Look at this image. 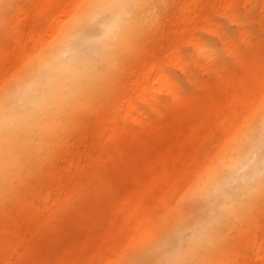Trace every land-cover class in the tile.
Wrapping results in <instances>:
<instances>
[{"label": "bare ground", "instance_id": "6f19581e", "mask_svg": "<svg viewBox=\"0 0 264 264\" xmlns=\"http://www.w3.org/2000/svg\"><path fill=\"white\" fill-rule=\"evenodd\" d=\"M180 1L172 0L174 7L169 5L168 9H173L166 15L174 14L171 20L175 28L179 26L177 17L182 10ZM246 1L251 4L250 0ZM64 3L67 1L53 0L49 5L57 12ZM15 4L19 9L22 0H0V25L16 41L15 23L11 27L8 24L10 9ZM261 8L264 10V0ZM151 9V0H85L74 17L47 44L32 52L30 59L12 76L17 67L9 71V57L3 44L0 45V257L9 247L18 245L24 264H41L43 250L33 242L41 230L37 226L36 231L37 221L42 218L40 211L50 201L53 207L64 200L61 191L71 177L72 182L81 184L84 182L81 172H89L87 166L70 165L63 174L56 171L55 183L38 193L40 185L36 183L43 174L45 159L52 162L53 156L65 148L64 129H75L78 120L87 114L94 90L103 92L105 82L112 85V71L122 70L125 57L131 60L133 56H130L144 43L145 36L162 23L161 17L167 8L145 21ZM200 10L204 15V7ZM102 11L109 13L100 21V30L96 33L94 25ZM36 14L26 9L25 41L38 24L34 20ZM51 25L46 29L49 32ZM244 34L253 60L264 59V43L253 39L247 31ZM159 42L162 43L161 39ZM233 55L239 64L236 71L264 72V63L254 62L251 66L244 55ZM209 89L211 94L206 98L180 93L178 114L163 113L167 118L165 123L143 121L144 129L130 137L133 146L127 151L120 150L122 170L134 200L138 195L144 200L157 197L170 203L166 200L167 188L188 179L189 171L195 166L196 140L204 128L214 125L222 108L234 110L249 101L258 106L257 114L249 116L232 137V145L207 178L198 176L190 181L189 190L179 203L168 209L162 222L154 223L150 251L123 256L119 264H138L140 259L149 264H224V259L231 258L237 248L244 227L257 223V211L264 212V80H221L211 82ZM148 140L163 142L156 153H150V160L142 164L139 154L147 148L139 147ZM47 146L52 150L51 156ZM221 193L227 194L226 197L222 198ZM212 212L218 224L209 230L212 226L207 214ZM200 220L204 226L197 229ZM187 229L196 233L206 229V232L185 252L182 239ZM80 230L83 238L78 256L81 259L73 257V264L84 263L87 247L96 245L100 250L99 241L103 236L99 228L94 233L82 225ZM196 238L193 237L194 242ZM55 263L48 258L47 264Z\"/></svg>", "mask_w": 264, "mask_h": 264}, {"label": "rangeland", "instance_id": "374dc122", "mask_svg": "<svg viewBox=\"0 0 264 264\" xmlns=\"http://www.w3.org/2000/svg\"><path fill=\"white\" fill-rule=\"evenodd\" d=\"M66 1L60 4L57 12L53 5H49L53 0H38V3L22 0L19 9L17 4L10 9L8 24L11 27L15 23L13 28L19 41L16 42L9 35L10 31L0 25V45L3 44L5 55L9 57V71L17 67L11 76L30 59L32 52L47 44L74 17L85 0ZM171 1L151 0L152 9L145 21L167 8L169 11L163 13L162 23L145 36L144 43L130 56H133L131 60L125 57L122 70L115 68L112 71V85L103 84L107 93L104 94L105 90H94L87 114L78 120L75 129H64L67 138L65 148L53 156L52 162L49 158L45 159L43 174L36 183L40 185L38 193H43L55 183L56 171L63 174L70 165L87 166L89 172H81L84 178L81 184L72 182L71 177L61 191L64 200L53 207L50 201L40 211L42 218L37 221L36 231L37 226L41 230L34 236L33 242L43 250L41 264H47L48 258L56 261L55 264H73V257L80 260L78 249L83 238L82 225L88 226L94 233L99 228L103 233L99 241L100 250L96 245L87 247L83 264H119L123 256L150 251L154 223L162 222L168 209L179 203V199L188 192L190 181L198 176L207 178L225 150L232 145V137L249 116L257 114L258 106L249 101L234 110H220L214 125L204 128L196 140L195 166L189 171L188 179L167 188L166 200L170 203L157 197L144 200L136 195V200L132 198L130 183L122 170L120 150L127 151L133 146L130 137L144 129L143 121L165 123L167 118L163 113L178 114L180 93L206 98L211 94V82L264 80V72L236 71L239 64L233 55H244L251 61V66L254 62L264 63L262 58L253 60L244 34L247 31L253 39L264 43L262 0H250L251 4L246 0H181L177 28L171 20L174 14L166 16L173 9H168L169 5L174 7ZM201 7H204V15L201 14ZM28 8L37 13L34 20L38 24L25 41L27 33L23 26L28 24ZM108 13H100L94 25L96 33L100 30V21ZM50 25L49 32L46 29ZM202 48L206 54H201ZM50 88L51 85H48ZM241 94L246 96V91L243 89ZM162 142L148 140L140 146V149L147 148L140 152V162L146 164L150 153H156L154 151ZM46 151L49 156L52 155L50 147L47 146ZM226 195L221 193L220 196L225 198ZM228 209L225 208L226 212ZM207 215L211 230L218 224L216 215L215 212ZM256 218V224L244 227L237 248L231 258L224 259V264H264V212L257 211ZM196 226L201 229L204 223L200 220ZM202 231L196 233L187 229L183 233L182 249L185 252L200 240L206 229ZM194 236H197L195 242ZM133 247L136 251L132 250ZM227 252L229 254L230 249ZM22 256L18 245L9 247L0 257V264H24ZM138 264L149 262L140 259Z\"/></svg>", "mask_w": 264, "mask_h": 264}, {"label": "snow or ice", "instance_id": "6c2138e0", "mask_svg": "<svg viewBox=\"0 0 264 264\" xmlns=\"http://www.w3.org/2000/svg\"><path fill=\"white\" fill-rule=\"evenodd\" d=\"M190 51V50H189ZM200 52H201V54L203 55V54H206V50L205 49H200Z\"/></svg>", "mask_w": 264, "mask_h": 264}]
</instances>
